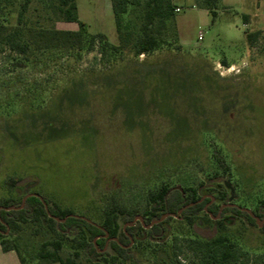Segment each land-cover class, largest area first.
Returning a JSON list of instances; mask_svg holds the SVG:
<instances>
[{"label":"rangeland","instance_id":"374dc122","mask_svg":"<svg viewBox=\"0 0 264 264\" xmlns=\"http://www.w3.org/2000/svg\"><path fill=\"white\" fill-rule=\"evenodd\" d=\"M173 3L182 50L167 47L109 66L96 46L79 62L48 57L23 69L17 56L0 55L1 198L39 192L76 215H91L123 190L140 205L144 189L163 181L176 189L211 183L218 153L230 169L221 177L234 189V205L264 214V36L254 47L247 41L248 33L264 32V0H234L229 10L220 1L216 18L193 0ZM77 7L91 35L118 45L111 0H77ZM54 27L79 29L62 21ZM19 178L31 180L9 186ZM256 221L228 231L248 264H264V218ZM186 234L172 222L122 264H165L174 239ZM75 236L69 232L64 257ZM18 237L28 260L52 238L34 224ZM180 258L189 264L191 255L183 250ZM0 264L19 261L0 247Z\"/></svg>","mask_w":264,"mask_h":264},{"label":"trees","instance_id":"16d2710c","mask_svg":"<svg viewBox=\"0 0 264 264\" xmlns=\"http://www.w3.org/2000/svg\"><path fill=\"white\" fill-rule=\"evenodd\" d=\"M220 1L194 0V4L216 18ZM111 5L118 45H111L103 34L88 32L79 20L77 0H0V55L17 56V67L23 69L48 57L79 62L84 52L96 46L101 63L109 66L123 58L151 56L167 47L182 50L172 0H111ZM243 19L249 22L248 16ZM55 21L76 23L79 29L60 30L54 27ZM262 36V30L248 33L249 46L254 47ZM214 157L217 169L211 183L176 189L163 181L144 189L142 207L133 205L123 190L108 195L103 207L91 215H76L39 192L25 200L0 197V246L5 253H16L20 264H122L135 260L134 248L161 236L172 222H179L188 234L174 239L165 264H187L180 258L183 250L191 255L189 264L191 259L197 264H248L247 255L228 231L239 221L257 227L256 219L264 214L251 216L234 205V189L221 177L230 169L220 154ZM29 179H11L8 184L23 187ZM139 216L141 220H137ZM27 224L42 225L52 236L39 245L30 260L24 257L18 237ZM72 230L77 236L70 240V254L64 257Z\"/></svg>","mask_w":264,"mask_h":264},{"label":"crops","instance_id":"0c3cea01","mask_svg":"<svg viewBox=\"0 0 264 264\" xmlns=\"http://www.w3.org/2000/svg\"><path fill=\"white\" fill-rule=\"evenodd\" d=\"M234 0H221V2H222V5H223V7H225V8H227L228 10L229 9H232V7H233V5L234 4H231L232 2H233ZM172 2H173V0H172ZM174 4V3H173ZM193 4H194V0H193ZM175 5V4H174ZM176 8L178 7V6H175ZM177 10V9H176ZM179 31H181V30H179ZM180 38H181V36H180ZM1 247V246H0ZM1 250H2V248H1ZM2 252H3V250H2ZM5 253V252H4ZM7 253H14V252H7ZM16 254V253H15ZM17 256V255H16ZM18 258V257H17ZM18 261H19V259H18ZM19 264H20V261H19Z\"/></svg>","mask_w":264,"mask_h":264},{"label":"built area","instance_id":"2783aa9c","mask_svg":"<svg viewBox=\"0 0 264 264\" xmlns=\"http://www.w3.org/2000/svg\"><path fill=\"white\" fill-rule=\"evenodd\" d=\"M176 12H178V9L176 10ZM203 39V35L200 34L199 37H198V40L201 41Z\"/></svg>","mask_w":264,"mask_h":264},{"label":"water","instance_id":"95a60500","mask_svg":"<svg viewBox=\"0 0 264 264\" xmlns=\"http://www.w3.org/2000/svg\"><path fill=\"white\" fill-rule=\"evenodd\" d=\"M28 197H29V196H28ZM28 197H26V198H28ZM26 198H25V199H26Z\"/></svg>","mask_w":264,"mask_h":264}]
</instances>
